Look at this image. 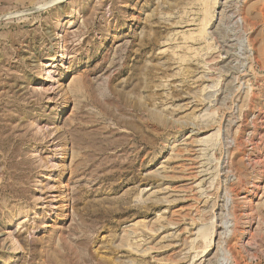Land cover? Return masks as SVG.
Segmentation results:
<instances>
[{
  "label": "rangeland",
  "instance_id": "rangeland-1",
  "mask_svg": "<svg viewBox=\"0 0 264 264\" xmlns=\"http://www.w3.org/2000/svg\"><path fill=\"white\" fill-rule=\"evenodd\" d=\"M0 264H264V0H0Z\"/></svg>",
  "mask_w": 264,
  "mask_h": 264
},
{
  "label": "bare ground",
  "instance_id": "bare-ground-1",
  "mask_svg": "<svg viewBox=\"0 0 264 264\" xmlns=\"http://www.w3.org/2000/svg\"><path fill=\"white\" fill-rule=\"evenodd\" d=\"M53 40H54V43H53V44L55 45V48H56V49L54 50V53L57 52V51H59V50H62V47H61L60 42H59V40H58V35L55 34ZM67 57H69V55L65 56L64 53H61V55H60V59H58V61H63V59H64V58H67ZM50 60H51V59L46 60V62H44L43 64H41V67L46 66L47 63L50 62ZM64 187H65V186H64ZM65 205H66V202H65V200L63 199V202H62V204H60V207H65ZM56 208H57V207H56ZM59 211H60V210H59ZM60 214H61V213H60ZM13 259H14V258H13Z\"/></svg>",
  "mask_w": 264,
  "mask_h": 264
}]
</instances>
